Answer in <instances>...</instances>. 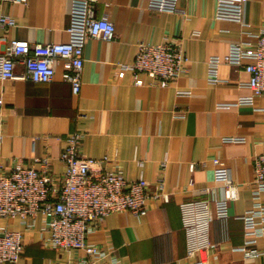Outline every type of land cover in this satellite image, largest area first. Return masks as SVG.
<instances>
[{"label": "crops", "instance_id": "crops-1", "mask_svg": "<svg viewBox=\"0 0 264 264\" xmlns=\"http://www.w3.org/2000/svg\"><path fill=\"white\" fill-rule=\"evenodd\" d=\"M148 2L98 1L96 16L112 20L116 34L112 40L87 41L78 95L61 79V65L51 82L0 80V168L48 155L54 178L60 181L64 137L82 132L83 154L107 156L110 166L126 178L145 176L151 190L163 176L170 194L168 200L150 199L147 212L140 216L113 212L88 234V241L105 250L103 264L114 260L118 264H192L186 258L180 202L225 195L223 184L215 178L213 158H220L237 185V197L230 201L229 216L211 225L214 246L208 251L209 261L264 264V254L246 257L237 249L247 240L242 215L253 205L254 158L264 151V95L255 96L252 104L237 102L252 95L247 70L221 63L220 79L214 82L209 79L208 62L212 55L226 54L235 42L256 43L255 34L264 24V0L247 1L245 25L219 18L217 0H179L178 11L151 10ZM71 5L72 0H0V13L16 20L8 29L0 26V36L6 41H66L67 27L80 20ZM140 40L181 44L191 58L187 70L168 85L144 74L137 84L123 65L134 62ZM4 225L23 231L24 249L17 264H69L84 256L82 250L44 243L41 218L35 228L27 229L19 217L0 215V227ZM256 246L264 250V236Z\"/></svg>", "mask_w": 264, "mask_h": 264}, {"label": "built area", "instance_id": "built-area-1", "mask_svg": "<svg viewBox=\"0 0 264 264\" xmlns=\"http://www.w3.org/2000/svg\"><path fill=\"white\" fill-rule=\"evenodd\" d=\"M14 3L28 0H2ZM99 0H72L71 12L80 20H73L67 27L68 39L58 42H30L28 39L12 38L6 41L0 36V80L21 78L34 82H51L62 66L60 77L69 82L74 94L83 86L82 69L84 50L91 38L112 40L116 27L107 16H96ZM179 0H149L148 6L156 11H178ZM248 0H217V16L245 25L244 10ZM16 25L15 18L0 13V26ZM256 35V43L235 42L223 56L212 55L209 62V79L218 81L221 63L243 66L249 73L248 86L252 95L242 96L237 102H254V97L264 95V24ZM191 58L177 42L153 43L140 40L132 64L123 67L132 72L137 84L141 75L157 80L161 85L187 70ZM18 66L22 69L18 70ZM221 104L220 107H227ZM83 133L74 131L65 135V145L60 153L64 170L60 181L52 173V158L48 155L34 156L29 164L17 161L10 169L0 168V215L5 218L19 217L25 228L32 229L42 219V239L58 249H77L84 256L77 263L103 264L105 250L87 240L105 218L119 211H131L143 215L150 199H169L164 177L159 176L154 189L141 175L126 178L111 160L104 156L95 158L81 152ZM238 139V138H232ZM164 164L166 161L163 162ZM215 178L224 186L223 197L187 199L180 202L181 220L186 235V258L192 264H211L208 251L214 246L211 225L215 219L229 216V204L237 197V185L232 180L229 167L220 158H213ZM194 167V165H193ZM253 205L243 215L244 246L237 248L246 257H257L264 250L256 246L264 236V151L253 162ZM213 203V206H212ZM24 234L7 226L0 227V263L17 264L24 249ZM114 260L112 264H118Z\"/></svg>", "mask_w": 264, "mask_h": 264}]
</instances>
